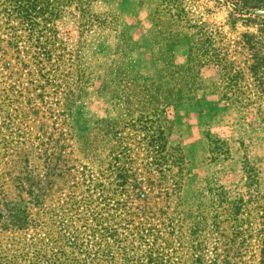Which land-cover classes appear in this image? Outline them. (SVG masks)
<instances>
[{
	"label": "rangeland",
	"instance_id": "1",
	"mask_svg": "<svg viewBox=\"0 0 264 264\" xmlns=\"http://www.w3.org/2000/svg\"><path fill=\"white\" fill-rule=\"evenodd\" d=\"M255 57L264 0H0V264H264Z\"/></svg>",
	"mask_w": 264,
	"mask_h": 264
},
{
	"label": "trees",
	"instance_id": "2",
	"mask_svg": "<svg viewBox=\"0 0 264 264\" xmlns=\"http://www.w3.org/2000/svg\"><path fill=\"white\" fill-rule=\"evenodd\" d=\"M15 1H20V0H15ZM35 6H36L35 4H33V3H31V2L28 1L27 6H25V8H24L25 13L28 14L29 12H31L32 10H34ZM198 26H199L198 24H194L193 25V27H198ZM201 28H202V26H199V29H201ZM187 36L188 35H186V34H184V35L183 34H179V40L177 42H175V44L177 46H182L184 42L187 43V41H185V40H187ZM191 43H193V42L191 41ZM195 44H197L200 47L204 46V48L206 50V52L204 54H206V56L208 54V50H209V52H211V53H209V56L208 57H204V55H198L199 49L196 50L197 54H195V57H196L197 63L199 65L205 64L206 62L213 61L217 65H220L222 69L223 68H228L229 62L226 61L225 57H222V55H220V53L217 52V49L213 47V44H212L210 38H207V39L201 40V41H196L195 40ZM248 47L251 48V49L253 48L251 45H248ZM191 53H193V51H192V49L189 48L187 50V58H188V61L191 60V57H190V54ZM253 54H255V53H253ZM227 62H228V64H227ZM263 63H264V59L263 58L255 57L254 62H253V65H252L254 69L251 68V71H252V75L253 76H255V74H256V67H259ZM232 69L233 68L230 66L229 67L230 73H231V70ZM230 73H229V75H230ZM198 85H199V82L195 83V87H193V92L196 91L197 89H200V87H197ZM192 103H193V101H191V104ZM198 103H199L198 99L194 100V104H198ZM160 132H161V130H160ZM162 133H163V136H164V131L163 130H162ZM263 241H264V239H263Z\"/></svg>",
	"mask_w": 264,
	"mask_h": 264
}]
</instances>
